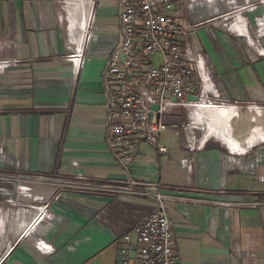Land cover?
I'll use <instances>...</instances> for the list:
<instances>
[{"label": "crops", "instance_id": "obj_1", "mask_svg": "<svg viewBox=\"0 0 264 264\" xmlns=\"http://www.w3.org/2000/svg\"><path fill=\"white\" fill-rule=\"evenodd\" d=\"M68 1L0 0V62L8 63L0 74V145L5 150L0 185L3 177L16 183L23 177L34 196L49 202L44 204L47 216L38 219L43 203L22 199L16 183L0 193V264H120L123 237L158 202L147 196L75 192L55 198L51 182L81 177L161 184L170 196L166 213L179 264H264V204L254 205L264 203V178L260 171L223 176V152L216 142L189 153L179 124L183 110L167 117L161 135L166 156L141 142L128 167L118 162L106 137L104 74L122 39L119 1L91 0L90 7L86 0ZM223 6L224 1L171 0L165 11L177 21L182 39L203 55L221 94L235 104H264V39L259 40L262 50L246 41L251 34L245 19L244 34L226 29L218 18ZM68 18L72 28L80 25L82 37L92 19L91 41L82 46L81 38L82 58L76 64L68 46ZM208 111L202 122L211 136L241 153L229 125L236 109ZM257 137L264 133L248 142Z\"/></svg>", "mask_w": 264, "mask_h": 264}, {"label": "built area", "instance_id": "obj_2", "mask_svg": "<svg viewBox=\"0 0 264 264\" xmlns=\"http://www.w3.org/2000/svg\"><path fill=\"white\" fill-rule=\"evenodd\" d=\"M90 1L86 0L85 6L89 3L90 7ZM118 1L122 39L112 50L104 74L108 94V144L115 150L123 168L129 166L133 151L141 142L154 147L159 155L166 156L168 150L162 143L161 135L167 131V117L183 110L188 120L183 127L186 149L196 154L207 146L210 137H215L211 136L209 129L207 135L200 136L201 131H206V124L201 123L203 116L208 110L225 107L226 96L218 91L211 79L203 55L182 39L177 21L165 11L170 8L171 0ZM65 2L70 3L68 0ZM229 17L225 15L224 20L228 21ZM234 20L229 30L243 34L241 13ZM91 22L92 19L87 23L82 46L91 41ZM67 25L68 46L74 52L71 59L76 64L82 58L72 33L77 27L72 28L70 18ZM7 66L8 63L0 62V74ZM204 106L208 110L202 114ZM4 155V146L0 145V157ZM53 184L55 198L71 191L156 199V210L123 237L125 246L121 250L120 264H179V258L174 253L172 223L166 213V202L170 196L158 182L129 178L125 182L100 183L81 177L76 180L55 179ZM23 191L33 202L49 203L44 202L40 195L34 196L31 187L23 186ZM263 204L258 202L254 205ZM45 205L38 219L47 216ZM48 248L50 251L54 249L51 246Z\"/></svg>", "mask_w": 264, "mask_h": 264}, {"label": "rangeland", "instance_id": "obj_3", "mask_svg": "<svg viewBox=\"0 0 264 264\" xmlns=\"http://www.w3.org/2000/svg\"><path fill=\"white\" fill-rule=\"evenodd\" d=\"M222 1L225 2L226 6H223L224 10L219 15L221 17L218 18L223 21L225 15L230 16L228 21H223L227 24L226 29L229 30L230 25L235 21L234 17L241 13L244 17L242 18L247 20L248 29L251 34V38L250 36H247L246 41L249 44L252 41L254 44L252 47H254V49L262 50L259 46V40L264 39V26L261 23V21L264 20V0H215L217 4ZM226 98V106L235 108L238 114L230 120L229 125L231 127V134L234 137L235 142L239 144L238 146L242 150V154L240 152L234 154L232 149L229 148V146L221 139H218L216 136L210 137L209 143H218L221 151L223 152V167L225 170V172H223V176H226V174L230 171L241 174L260 171V177L262 179L264 178V137H257L256 141L251 143L248 142V139L256 133H264V104H235L231 102L227 96ZM187 123L188 120L186 113H184L182 115V120L179 121V124L183 129ZM204 127L206 131H201L200 136L208 134V127ZM15 183V179L12 180L11 178L3 177L2 185H0V193H8V191H10L8 188L11 189ZM16 184L19 188H21L20 197L24 200L29 199V196L26 193L24 194L23 186H31L23 181V177H20L19 182ZM51 184H53V182H51ZM67 192L68 194L72 193L71 191H66L63 194H66Z\"/></svg>", "mask_w": 264, "mask_h": 264}, {"label": "bare ground", "instance_id": "obj_4", "mask_svg": "<svg viewBox=\"0 0 264 264\" xmlns=\"http://www.w3.org/2000/svg\"><path fill=\"white\" fill-rule=\"evenodd\" d=\"M76 27H78L79 30L76 28V31L74 30L73 34H75V39L78 42V46H79L80 40L82 38V28L80 27L79 24H77ZM86 33H87V31L84 34L86 35ZM78 50H80L79 47H78ZM78 52H80V51H78ZM201 123L203 124L202 120H201Z\"/></svg>", "mask_w": 264, "mask_h": 264}]
</instances>
